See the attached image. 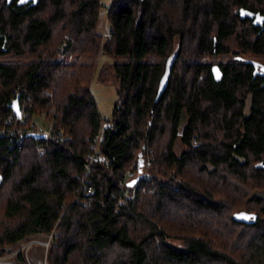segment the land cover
<instances>
[{
  "label": "trees",
  "instance_id": "16d2710c",
  "mask_svg": "<svg viewBox=\"0 0 264 264\" xmlns=\"http://www.w3.org/2000/svg\"><path fill=\"white\" fill-rule=\"evenodd\" d=\"M101 8L0 0V130L18 95L54 120L49 139L28 136L22 149L0 139V255L54 231L48 264H264V78L249 62L264 58V0H111L103 47ZM100 54L119 59L100 74L115 78L118 98L84 207L77 190L103 124L90 90ZM219 56L232 60L217 81L207 58ZM140 159L150 179L126 199Z\"/></svg>",
  "mask_w": 264,
  "mask_h": 264
},
{
  "label": "rangeland",
  "instance_id": "374dc122",
  "mask_svg": "<svg viewBox=\"0 0 264 264\" xmlns=\"http://www.w3.org/2000/svg\"><path fill=\"white\" fill-rule=\"evenodd\" d=\"M101 3H102V8L100 11V16H99V33L102 34L105 31V28L109 27L110 25L108 22V9H109L111 0H101ZM105 43L106 42H104V40L101 37V47H103ZM64 46L65 45L63 44L62 47ZM178 47H179V41L176 40L173 54L176 53V51L178 50ZM251 59L253 61H257L261 64H264V58L252 57ZM118 60L119 59L117 58L100 54L97 70L95 72V76L93 77L91 87H90L91 94L98 106L100 116L103 119V126L107 122H110L112 120L114 106L118 98V93H117L118 83L114 77H108L107 80L102 81L100 78V74H101L102 67L104 65L113 64L117 62ZM125 60H127L126 57H122L120 59V61H125ZM231 60L232 58L230 56H219V57L212 58V59L207 58V61H211L212 63H215V65H218L219 63L229 62ZM0 61L3 62L5 61V59H0ZM57 61L71 63V62H75L78 60H76L74 57L65 56L64 54L60 53L59 56L57 57ZM83 61L90 62V60H87V59ZM182 150H183V147L181 146V143L178 142L177 147H176V152L180 154ZM149 163L150 162L147 161V163L145 164L147 168L150 167L151 163L150 164ZM130 169H133V171H135L133 165L131 166ZM144 169L145 168H143V170ZM135 172L139 176H137V178L132 181L129 180L128 181L129 185L131 183L136 184V182L138 184L142 179L144 180L150 179L149 175L145 173L144 174L139 173L138 171H135ZM54 236H55L54 231L52 234H49V235L40 233V234L30 237V239L28 240H23L21 242L20 247L17 249H13L12 247L3 248L2 249L3 254L0 255V264H48V251H49L50 244L53 242ZM168 242L179 248L183 246L181 241L169 240ZM20 253L23 254V257L25 258L26 263L20 262L18 258V255Z\"/></svg>",
  "mask_w": 264,
  "mask_h": 264
},
{
  "label": "built area",
  "instance_id": "2783aa9c",
  "mask_svg": "<svg viewBox=\"0 0 264 264\" xmlns=\"http://www.w3.org/2000/svg\"><path fill=\"white\" fill-rule=\"evenodd\" d=\"M114 33L115 31L110 25L109 27H106L105 31L102 33V39L104 40V42H108L109 40H111L114 36ZM20 107L21 117L18 118L13 112L12 115H10L6 119L3 128L0 130V139L3 137L10 138L11 149H22L24 147L26 138L32 134L45 135L47 136V139H49L54 130V120L48 119V115L46 112L40 113L37 111L34 114H31L28 111L27 98L22 101V104L20 103ZM112 128L113 124L111 122H107L104 126L102 124L101 129L93 140L92 153L87 156V160L84 166L85 170L81 177L82 192H80V190L78 189V196L76 198V201L82 203L84 207L88 206L91 202H93V195L95 194V188L89 181V173L92 170V166L95 163L107 164L105 158L99 155V144L101 137L105 129ZM137 176L139 175L135 171H133V169L127 171L124 176V181L121 187L124 190L126 199H133L135 197L136 188L138 184L136 182V184L130 186L128 181L136 179Z\"/></svg>",
  "mask_w": 264,
  "mask_h": 264
},
{
  "label": "water",
  "instance_id": "95a60500",
  "mask_svg": "<svg viewBox=\"0 0 264 264\" xmlns=\"http://www.w3.org/2000/svg\"><path fill=\"white\" fill-rule=\"evenodd\" d=\"M240 16H241L242 19H246V18L254 19L256 17L259 18L258 14L256 15L254 13H251V12L247 11V10H241L240 11ZM249 62L255 68L254 77H257L258 75L264 76V64H261V63H259L257 61H253V60H250ZM212 70H213V74H214L215 79L217 81H220L222 79V76H223L220 67L218 65H214ZM166 86H167V77H165L164 80H163V84H162V87H161V89L159 91V95H158L157 101L161 97V95L164 92ZM20 98L21 97L18 95L16 97V99L13 101V103L10 105L11 110L14 112V114L18 118L21 117ZM30 136L34 137V138H37V139H47V136L40 135V134H32ZM140 158H142V154L140 155ZM143 166H144V162H143L142 159H140L139 166H138L139 169H140V171H139L140 173L142 172ZM130 185L132 186V185H134V183H131ZM251 218H253L252 222H256V220H257V216L256 215L244 214V213H240V214L235 215V219L237 221H240L242 223H247V224L251 223V221H250Z\"/></svg>",
  "mask_w": 264,
  "mask_h": 264
},
{
  "label": "flooded vegetation",
  "instance_id": "af4514ba",
  "mask_svg": "<svg viewBox=\"0 0 264 264\" xmlns=\"http://www.w3.org/2000/svg\"><path fill=\"white\" fill-rule=\"evenodd\" d=\"M254 20H255L254 24H256V25H262L263 24V23L260 24L258 18L254 19ZM258 76L264 78V76H261V75H258Z\"/></svg>",
  "mask_w": 264,
  "mask_h": 264
},
{
  "label": "snow or ice",
  "instance_id": "6c2138e0",
  "mask_svg": "<svg viewBox=\"0 0 264 264\" xmlns=\"http://www.w3.org/2000/svg\"><path fill=\"white\" fill-rule=\"evenodd\" d=\"M21 2H23V0H21Z\"/></svg>",
  "mask_w": 264,
  "mask_h": 264
}]
</instances>
